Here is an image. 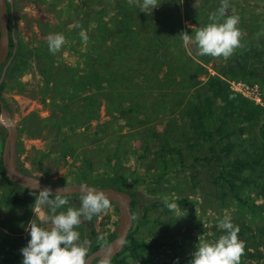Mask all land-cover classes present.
Wrapping results in <instances>:
<instances>
[{
  "label": "rangeland",
  "instance_id": "1",
  "mask_svg": "<svg viewBox=\"0 0 264 264\" xmlns=\"http://www.w3.org/2000/svg\"><path fill=\"white\" fill-rule=\"evenodd\" d=\"M11 1L13 41L22 52L12 71L0 79V84L4 82L0 100L10 110L17 131V160L31 171L28 175L50 185L95 183L114 175L131 179L133 222L126 246L108 264H190L198 243H212L223 234L219 223L224 217L242 229L238 239L244 253L248 250L256 256L240 264H261L257 254L264 250L253 248L258 216L219 190L216 156L209 151L212 132L194 133L197 123L186 111L193 97L204 93L196 87L204 86L211 75L235 95L264 107V66L258 65L254 73L223 74L220 70L234 64L237 48L227 58L213 57L200 55L194 40L187 44L182 40L180 33L188 32L187 28L211 23L209 16L218 12L222 0H178L164 5L162 12L168 14L161 34L166 52L138 19L135 26L122 27L136 14V4L129 0ZM227 3V14L239 17L241 40L264 27V0ZM57 33L65 42L52 53L47 37ZM109 47L115 52L108 61L114 74L112 82L106 83L101 80L100 62L93 58ZM50 62L57 78L44 73ZM190 72L196 73L198 85L188 87L187 80L178 79ZM241 75L256 82L251 86ZM69 77L72 82L64 83ZM131 104L136 111L126 118L117 115L120 106ZM225 119L230 126L221 123V129L229 133L232 120ZM238 139V134H230L221 140L222 148ZM243 146L236 144L231 157L240 159L243 151L237 149ZM2 180L0 175V184ZM13 195L10 185L0 187V264H22L20 249L30 238L25 226L37 220L32 210L35 200L12 202ZM79 197L68 196L69 205L58 211L77 207ZM176 202L175 210L167 207ZM256 202L264 207V200ZM110 203V211L76 228L80 242L87 241V253L105 244V239L117 237L119 210ZM135 242L144 245L136 247Z\"/></svg>",
  "mask_w": 264,
  "mask_h": 264
},
{
  "label": "trees",
  "instance_id": "2",
  "mask_svg": "<svg viewBox=\"0 0 264 264\" xmlns=\"http://www.w3.org/2000/svg\"><path fill=\"white\" fill-rule=\"evenodd\" d=\"M176 1L178 0H159L161 4L157 8L153 9V11L150 13L139 11L138 6L134 4L136 6V14L129 17L130 21H123L122 27L127 28L129 23H134L135 26L136 22H143L141 23L143 27L155 34V39L158 40L156 45L163 46L162 50L163 52H166L168 48L166 46V42L162 40L163 36L161 32L164 31V21L167 20L166 15L168 13L164 14L162 10L164 5L175 3ZM136 19H138V21H136ZM191 30L194 32L196 29L187 28L188 32H191ZM133 33L134 31H132L130 34ZM11 43L13 44V40ZM21 52L22 47L19 46L13 55L10 65L5 71V76H7L12 71V66L15 62H17ZM44 53V57L47 58V52L44 51ZM114 55L115 52L113 51V48L109 47L106 49V51H102L93 58L94 61L100 62L103 77H101V80L106 81V83L112 82L110 78L114 72L109 67L108 61H110ZM49 60L51 61L50 58ZM233 63L235 65L229 64L225 71L222 69L220 72L223 74L236 72L244 73L246 71L249 73H254V71L259 68L258 65L264 66V27H262L261 30L251 32L247 38L241 40V45L237 48L236 54L233 57ZM49 65L50 66L44 71L46 77H50L51 79L57 78L56 74L54 75V70L52 68L54 63L50 62ZM166 65L169 70L172 69L171 63L167 62ZM236 69L237 71H235ZM2 72L3 69L0 70V75ZM195 74L196 73L194 72H190L187 76L180 74L178 79L187 80L186 85L188 87L196 86L199 83L195 82ZM242 79L250 83L251 86H253L256 82L250 80L249 77H243ZM71 80L72 78L69 77L63 82L68 84L69 82H72ZM3 84L4 82H1L0 90L3 87ZM196 90L199 92L202 90L204 93L202 96L195 95L192 101L188 103L189 105L186 109L189 116L191 118L193 117L192 122L197 123L193 132L198 136H202V133L204 132H206V134L212 132L209 133V136H213L214 139L212 140L209 151H211L216 156V159L214 158L216 161L214 162V167H216L219 190L221 189L225 195L231 194L232 197L240 202L241 205H245L251 209L252 213L257 214V223L255 225L257 240H254L255 242L253 248L264 250V207L261 203L256 202V199L264 200V107L256 104L253 100L235 95L229 90L227 84L217 78L215 75L209 76L207 83H205L202 87H196ZM60 95H62V93ZM134 111H136V107L132 104L130 106H120L117 110V115H121L119 117L126 118L131 112ZM225 116L230 117L232 120L231 126L233 129H230L229 133H224L223 129H221V123H224V125L225 123L228 124ZM37 129L40 130V128ZM232 133L239 135L238 141L235 142V144L230 141L228 145L225 144L222 148L221 140H225L226 137ZM236 144L244 145L242 148L243 150H240V148L237 149V151H243V155H241L242 157L239 156L240 159L232 158L230 155L231 150L236 146ZM17 163L23 172L26 174H31V171L25 168L24 165L18 160ZM0 175L1 178H3L0 187L4 188V184H8L14 191V195L11 199L12 202L35 200V195L37 192H32L22 188L5 176L1 160V150ZM130 180V177L127 176L114 175L103 177L93 184L112 185L122 189L127 188V190L130 192ZM132 204H134L133 199ZM241 230L242 229H240L239 232H241ZM241 235L243 236V232ZM110 240L112 239H105L104 243H107ZM102 244L103 243L98 244L96 248ZM134 245L136 247H142L144 242H135ZM124 246H126V244ZM245 248L248 249V247ZM257 255L258 258L262 260L261 264H264V252ZM242 258L243 259L240 261L243 263L245 260L250 261L255 259L256 256L253 253L251 254V252L248 253V250H246ZM112 259H115V256ZM254 264H256V262H254Z\"/></svg>",
  "mask_w": 264,
  "mask_h": 264
},
{
  "label": "clouds",
  "instance_id": "3",
  "mask_svg": "<svg viewBox=\"0 0 264 264\" xmlns=\"http://www.w3.org/2000/svg\"><path fill=\"white\" fill-rule=\"evenodd\" d=\"M129 3L136 4L139 11L145 13L152 12L161 4L159 0H129ZM228 8L227 0H222L218 12L209 16L211 23L196 29L194 35L181 32L184 43L194 40L200 55L231 56L240 47L242 34L237 27L239 17L228 15ZM221 18H224L222 22ZM84 39L87 37L84 36ZM64 42V36L59 33L47 37L52 53L59 51ZM62 188L55 194L48 187L36 193L35 208L32 210L37 220H31L25 226L30 238L20 249L22 264H86L87 241L80 242V233L76 228L84 220L91 221L93 216L110 211V199L103 190L84 183L80 185L78 206L58 211L69 205L67 192L60 190ZM176 206L177 202L167 203L170 210H175ZM49 223L51 227H46ZM219 227L224 230L223 234L212 243H198L190 264H240L244 245L238 239L239 228L229 217H224Z\"/></svg>",
  "mask_w": 264,
  "mask_h": 264
},
{
  "label": "water",
  "instance_id": "4",
  "mask_svg": "<svg viewBox=\"0 0 264 264\" xmlns=\"http://www.w3.org/2000/svg\"><path fill=\"white\" fill-rule=\"evenodd\" d=\"M13 2L0 0V66L5 64L1 78L5 73V67L9 64L17 50V43L11 41L15 38L13 23ZM12 44V45H11ZM0 136L2 138L1 160L5 176L13 183L32 192H37L45 187L51 188L53 194L59 188L67 196H80V185L85 182H71L66 184L50 185L43 180L32 177L20 169L16 158L17 131L10 110L0 100ZM98 190H103L111 202L118 206L119 220L117 237L95 248L86 255V264H108L123 248L126 237L133 222L131 212L132 194L127 189L118 188L106 184L86 183Z\"/></svg>",
  "mask_w": 264,
  "mask_h": 264
}]
</instances>
